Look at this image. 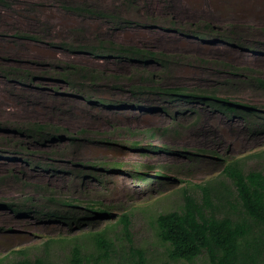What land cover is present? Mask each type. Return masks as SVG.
<instances>
[{
	"label": "rangeland",
	"instance_id": "374dc122",
	"mask_svg": "<svg viewBox=\"0 0 264 264\" xmlns=\"http://www.w3.org/2000/svg\"><path fill=\"white\" fill-rule=\"evenodd\" d=\"M103 13L116 14L129 23L116 24ZM205 24L231 33L232 44L212 38L200 41L182 33L202 31ZM237 38L247 47H237L244 46L238 45ZM62 42H114L155 51L169 61L159 67L72 53L59 46ZM251 48L262 50L256 53ZM67 64L95 75L96 83L86 82L83 74L63 79ZM3 68L30 70L34 77L19 84L3 78ZM140 77L152 78L157 85L214 91L263 110L264 90L250 79H264V0H0V205L44 206L46 210L48 206L61 208L57 203L64 199L75 200L81 213L99 203L97 207L109 214L70 228L0 207L1 262L25 257L34 264H73L72 248L79 245L85 264H130L136 250L144 252L147 264H208L204 254L192 263L171 259L169 245L157 235L156 219L181 208L184 189L200 200L197 185L206 184L213 188V213L238 219L241 208L222 171L238 162L245 174H264V135H251L241 120L214 114L203 106H179L171 110L177 111L172 119L162 112L109 108L85 99L128 102L133 96L127 88ZM114 84L124 87L116 89ZM148 96L142 104H160L157 97ZM34 123L65 130L62 141L26 140L13 133L17 125ZM82 131L87 135L81 136ZM70 137L78 140H67ZM103 137L116 141L106 144ZM134 139L201 155L190 159L168 154L142 156L124 147L125 141ZM92 160L121 164L122 168L82 179L89 171L86 162ZM49 165L58 172L47 170ZM134 168L144 172L163 168L174 180L145 187L124 173ZM51 196L53 202L48 203ZM232 206L237 207L236 212ZM124 216L128 230L124 229ZM102 231L112 241L107 259L85 238ZM63 238L65 243L42 246ZM26 248V255L15 253Z\"/></svg>",
	"mask_w": 264,
	"mask_h": 264
},
{
	"label": "trees",
	"instance_id": "16d2710c",
	"mask_svg": "<svg viewBox=\"0 0 264 264\" xmlns=\"http://www.w3.org/2000/svg\"><path fill=\"white\" fill-rule=\"evenodd\" d=\"M78 10L92 13L91 10H87L86 8H79ZM102 15L105 18H109L112 22L114 21L116 24L121 23V25H123L129 23L126 20L120 19L116 14L103 13ZM184 32L186 35H191L200 41H208L209 38H212L218 43L232 44L230 38L232 35L231 33H223L217 28H214L211 24H205L202 31H182V33ZM21 36L30 38L28 35ZM237 42L239 43L238 45H244V43H246L245 41H241L240 38H237ZM59 46L63 50L72 53L101 56L103 58H112L119 61L126 60L143 65L153 63L157 64L159 67H165L169 61V59L165 60V56L155 51L123 46L115 44L114 42H99L97 45L62 42ZM237 47L244 49L247 46ZM259 50L262 49L259 48ZM259 50H253L251 48L249 51L258 53ZM63 71L64 72L61 74V76L64 77L63 79L83 74V78L86 82L90 81L92 84L96 83V76L86 72L83 68L67 64ZM1 73L3 78L8 80L13 79V81L19 84H25L26 81L31 82V79L34 77L32 71L18 68H3ZM250 80L252 85L264 90L263 78H251ZM149 81L151 83L154 82L152 78L140 77L135 84L129 85L127 89L130 91L133 98L129 99L128 102H114L103 98L94 100L91 97L85 99L90 103L95 102L94 104H96L97 102L109 108H133L143 112H162L165 115H171L172 119L177 111L173 110V112H171V110L179 106H203L214 114H219L225 118L241 120L247 129H249L251 135H264V109L262 110L260 106L238 103L232 101L228 97L220 96L214 91L191 89L185 86H164L154 83L148 85L147 82ZM82 86L81 84V87ZM70 87L74 89L75 84L71 83ZM121 87L124 86H118V84L114 86L116 89H120ZM150 94L157 97L160 104H142V101L147 99L145 96L149 97L148 95ZM13 131V133L26 140L36 139L37 141L42 140L51 143L61 142L63 138L61 134L66 132L65 130L63 131L60 128L44 123L17 125ZM80 135L86 136L87 132L82 131ZM67 140L77 141L78 137H70L67 138ZM101 141L106 144H111L116 140L103 137ZM124 143L126 149L135 151L142 156L168 154L179 158L190 159L191 157L196 158L201 155L199 152H191L185 148L175 150L169 145L153 144L150 142L144 144L142 141L136 139L127 140ZM18 146L20 145L15 144V147ZM23 151L26 152L25 150ZM35 164L38 165V161H36ZM86 165H88L89 171L82 176V179H93L91 175H95L99 171L114 173L122 168L121 164L103 161L98 162V160L88 161ZM45 168L52 173L58 172L53 165L46 166ZM81 172L82 171H80V175ZM166 172L167 170L163 168L153 172H151V170L150 172H144L139 168H134L129 172L124 170V173H127L128 176L132 177L135 181L144 184L145 187H156L164 182L174 180L168 177ZM77 175H79V173ZM222 175L228 178L234 187L236 199L241 208L238 219L235 220L229 216L217 217L215 213H213L215 206L213 205L210 195L211 189L213 188L208 184L197 185L202 192L201 199H196L188 190L184 189V203L181 208L177 211H170L158 215L156 219L157 235L163 243L169 245V256L173 260H183L192 263L199 258V256L204 254L208 264H264V174L262 172H250L245 174L239 166V163L235 162L225 166ZM47 202H53L52 196L47 199ZM74 203L75 200L62 199L58 200L57 203L61 208L48 206L49 209L46 210H44V206H41L40 209L24 208L23 204L20 206L6 204L0 205V207H8L18 216L34 214L41 219L48 218L53 221L61 222L68 225L70 228L74 225L80 226L96 218L109 215L102 211L101 208L97 207L99 203H97L96 206H87L84 208L83 213H81L78 206ZM232 209H234L235 212L237 211L236 206H232ZM208 210L210 211L209 215L207 213ZM122 222L124 223V229L128 230L129 222L127 216H124ZM85 238H89L96 244L101 257H104V259L108 258L112 252V241L107 238L104 231L88 234ZM55 242L65 243V240L64 238L57 241L48 240L44 242L42 246L46 249ZM80 248L81 246L79 245H75L72 248L73 264H85V257ZM28 251L29 249L26 248L18 250L15 253L26 255ZM98 263L99 262L96 261L94 264ZM0 264H34V262L24 257L8 263L0 261ZM130 264H147L144 252L140 250L133 251Z\"/></svg>",
	"mask_w": 264,
	"mask_h": 264
},
{
	"label": "bare ground",
	"instance_id": "6f19581e",
	"mask_svg": "<svg viewBox=\"0 0 264 264\" xmlns=\"http://www.w3.org/2000/svg\"><path fill=\"white\" fill-rule=\"evenodd\" d=\"M30 85H32V84H30Z\"/></svg>",
	"mask_w": 264,
	"mask_h": 264
},
{
	"label": "clouds",
	"instance_id": "9594fccd",
	"mask_svg": "<svg viewBox=\"0 0 264 264\" xmlns=\"http://www.w3.org/2000/svg\"><path fill=\"white\" fill-rule=\"evenodd\" d=\"M235 163V162H234Z\"/></svg>",
	"mask_w": 264,
	"mask_h": 264
}]
</instances>
